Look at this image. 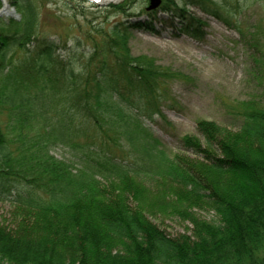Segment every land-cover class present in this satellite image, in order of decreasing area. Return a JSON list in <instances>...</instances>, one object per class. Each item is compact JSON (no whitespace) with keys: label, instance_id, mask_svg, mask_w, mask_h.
<instances>
[{"label":"trees","instance_id":"1","mask_svg":"<svg viewBox=\"0 0 264 264\" xmlns=\"http://www.w3.org/2000/svg\"><path fill=\"white\" fill-rule=\"evenodd\" d=\"M6 1L18 18L0 17V203L14 211L0 221V264H264V104L235 106L234 130L198 121L203 141L182 139L195 158L173 155L143 117L190 78L129 47L158 24L201 40L192 8L236 28L226 0H122L81 35L49 26L43 0ZM155 212L190 232L171 235Z\"/></svg>","mask_w":264,"mask_h":264},{"label":"rangeland","instance_id":"2","mask_svg":"<svg viewBox=\"0 0 264 264\" xmlns=\"http://www.w3.org/2000/svg\"><path fill=\"white\" fill-rule=\"evenodd\" d=\"M43 1L46 2L43 19L48 25L56 24L63 29L72 27L76 35L86 32L84 27H80L85 21L102 26L113 20L105 9L115 0L110 3V0H98L100 4L86 0ZM226 2L235 15L236 28L227 26L200 8H192L191 12L206 24L201 40L180 34L167 24H158V34L139 32L130 41L133 56L154 58L157 64L173 68L190 78L189 82L176 81L171 85L173 100L162 106V114L153 115V121L147 115L143 117L165 149L173 155L195 158L184 149L182 139L196 136L203 141L196 129L198 121H212L234 130L239 125L235 106L250 100L264 104V0ZM144 7H147L144 2L137 3L133 13H141ZM19 56L11 54L8 59L15 60ZM122 150L123 146L115 147L106 154L115 156ZM54 154L66 160L74 161L75 157L68 148H58ZM145 186L156 197L162 195L161 187L158 191L154 181L146 180ZM170 193L167 195L171 196ZM13 211L11 203L1 202L0 221L10 219ZM195 211L202 219L216 220L211 211ZM149 218L171 235L189 233L192 227L177 217L165 219L159 212Z\"/></svg>","mask_w":264,"mask_h":264},{"label":"water","instance_id":"3","mask_svg":"<svg viewBox=\"0 0 264 264\" xmlns=\"http://www.w3.org/2000/svg\"><path fill=\"white\" fill-rule=\"evenodd\" d=\"M90 1H92L96 4H100V3H98V0H90ZM117 1L118 0H115V2H117ZM1 2H2V7L0 8V17L5 16V15L18 17L17 15H15L14 9L10 8V6L6 2V0H1ZM110 2H114V0H110L109 3ZM158 4H159V0H151V6L149 7V9L155 8L156 6H158ZM107 5H108V3H107Z\"/></svg>","mask_w":264,"mask_h":264}]
</instances>
